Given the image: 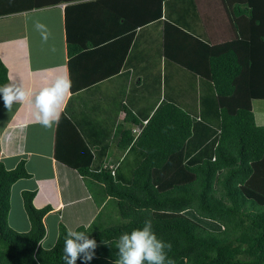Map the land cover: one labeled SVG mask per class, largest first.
<instances>
[{
    "label": "trees",
    "instance_id": "16d2710c",
    "mask_svg": "<svg viewBox=\"0 0 264 264\" xmlns=\"http://www.w3.org/2000/svg\"><path fill=\"white\" fill-rule=\"evenodd\" d=\"M62 1L3 0L0 17ZM104 2L145 14L135 0ZM221 2L240 38L210 44L197 0H152L164 30L155 34V44L132 48L128 72L120 76L143 73L139 84L132 83L129 93L117 90L114 109L102 103L95 117L97 106L78 103L74 94L69 99L65 115L86 145L83 157L59 158L93 195L111 199L122 219L115 223L103 211L76 230L97 243L87 264H117L120 235L142 228L147 219L157 238L171 244L165 264H264V126L253 110L254 101L264 100V0ZM242 29L250 40L241 37ZM126 31L129 50L134 34ZM80 52L69 45L70 56ZM8 77L0 58V86ZM127 126L143 129L137 138L122 134V158L111 166L114 137ZM31 178L25 159L12 169L0 161V264H65L68 229L61 225L53 247L44 244V218L52 209L35 207L36 190L22 193L30 229L11 225L13 188ZM76 264H84L83 254Z\"/></svg>",
    "mask_w": 264,
    "mask_h": 264
},
{
    "label": "crops",
    "instance_id": "0c3cea01",
    "mask_svg": "<svg viewBox=\"0 0 264 264\" xmlns=\"http://www.w3.org/2000/svg\"><path fill=\"white\" fill-rule=\"evenodd\" d=\"M135 1L138 2L137 7H146L145 14L122 10L119 8L121 5L105 3L104 0H64L56 5L0 17V58L8 69V76L11 74L14 82L22 83L32 94L23 102L13 103L11 110L0 100V161L10 169L23 159L27 161L32 178L27 182L21 180L14 186L13 189L19 192L16 203L21 202V198L23 200L24 191L36 190L35 207H51L52 210L44 218L47 231L44 244L49 242L47 247L55 245L61 225L75 230L87 227L111 203V199L93 195L87 181L77 170L67 166L59 154L84 156V139L65 115V107L73 94L77 95L78 103L89 102L93 107L97 106L92 114L95 117L102 103L111 111L114 109L120 99L117 98V90L126 89L129 93L133 84L142 80L143 73L138 77L120 76L128 72L132 48L138 44H155V34L163 31L165 25L161 28L156 22L154 13L157 8L153 7L152 0ZM197 4L208 28L210 44L220 45L239 37L228 24L231 20L229 15L220 8L221 0H197ZM152 13L154 21L150 23ZM147 19L150 22L145 23L143 20ZM37 21L47 26V42L42 41L40 32L34 28ZM125 29L134 34L129 50L127 46L130 43L126 40L129 31ZM240 35L247 40L252 36L246 29H242ZM70 44L74 49L81 48V52L70 56ZM140 53L147 55L143 50ZM60 76L70 79V93L58 123L45 128L36 120V109L31 100L41 88ZM125 115H120V121L125 119ZM258 121L259 126H264ZM124 133L134 136V129L127 126L118 138L114 137V150L109 158L112 162H108L111 166L118 165V158H122L120 138ZM68 146L69 150L59 151V147ZM35 160L45 162L40 173L36 163L31 164ZM77 207L85 209L86 214L69 215L70 210L75 211ZM15 217L17 223L25 227L22 232L28 227L30 229L27 214ZM12 222L15 226L14 219Z\"/></svg>",
    "mask_w": 264,
    "mask_h": 264
},
{
    "label": "clouds",
    "instance_id": "9594fccd",
    "mask_svg": "<svg viewBox=\"0 0 264 264\" xmlns=\"http://www.w3.org/2000/svg\"><path fill=\"white\" fill-rule=\"evenodd\" d=\"M34 28L40 32L42 41L47 42L49 38L47 26L37 21ZM8 79L9 83L0 86V94H2L5 107L11 110L13 103L23 102L32 94L25 89L22 83L14 82L11 74ZM70 89V79L60 76L34 95L31 103L36 109V120L43 127L51 128L53 123H58ZM142 129L143 127H136L135 138L140 135ZM96 248L97 243L94 239H90L84 232L70 228L64 242V262L65 264H76L77 259L83 254L84 264H87L94 258ZM166 248L170 250L171 244H165L157 238L152 221L147 219L142 228H135L130 233L125 232L120 235L118 243L120 259L117 264H165ZM167 264H173V261L169 259Z\"/></svg>",
    "mask_w": 264,
    "mask_h": 264
},
{
    "label": "rangeland",
    "instance_id": "374dc122",
    "mask_svg": "<svg viewBox=\"0 0 264 264\" xmlns=\"http://www.w3.org/2000/svg\"><path fill=\"white\" fill-rule=\"evenodd\" d=\"M2 1L3 0H0V2H2ZM253 106H254V113L256 114L255 116H256L257 122L259 123V121H258V119H259L261 123H264V100L254 101ZM34 163H36V167L39 168L38 173H40V168L43 167L45 162H42V161L39 162L38 160H35L33 162L31 161V164H34ZM8 165H10V163ZM24 182H27V181L25 180ZM20 184H22V183H20ZM18 194H19V192L17 190L13 189L12 203L14 202V204H12V212H11L10 222H11V225L14 226V224H13L14 222H12V219H14V221H15L14 227L20 229V231H21V230H24L25 227L23 226V224L17 223V217H15V216L20 215L22 213H24V214H27V213L24 209V204H23L22 198H21V202L16 203V197ZM98 198H100V197L98 196ZM116 207H117L116 204L111 201V204L108 207H106L105 211L103 212V217L108 218L109 216H114V219H115L114 222L115 223L122 221L120 215L117 214V211H116L117 208ZM77 208L78 209H76L75 211L70 210L69 215H75L76 213L78 214L81 212H83L84 215L86 214L85 209L82 210V209H79V207H77ZM28 230H29V227H28ZM48 244H49V242H47L46 245H48Z\"/></svg>",
    "mask_w": 264,
    "mask_h": 264
}]
</instances>
